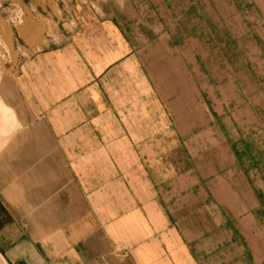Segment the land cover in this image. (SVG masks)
Wrapping results in <instances>:
<instances>
[{
  "label": "crops",
  "instance_id": "obj_1",
  "mask_svg": "<svg viewBox=\"0 0 264 264\" xmlns=\"http://www.w3.org/2000/svg\"><path fill=\"white\" fill-rule=\"evenodd\" d=\"M65 11L73 30L13 78L0 253L10 264H264V207L230 149L242 128L255 145L257 128L242 127L233 84L210 83L225 73L208 54L264 55V0H72Z\"/></svg>",
  "mask_w": 264,
  "mask_h": 264
},
{
  "label": "rangeland",
  "instance_id": "obj_2",
  "mask_svg": "<svg viewBox=\"0 0 264 264\" xmlns=\"http://www.w3.org/2000/svg\"><path fill=\"white\" fill-rule=\"evenodd\" d=\"M70 1L72 0H0V152L6 146L10 132H14L16 127V122H14L13 114L8 105L13 106V100L19 97L13 84L17 66L30 53L43 46L58 43L63 34H68L73 30L74 22L65 11ZM84 1L96 4L97 1L108 2L110 0ZM250 47L248 45L220 46L210 44L209 64L212 69L218 68L219 72L223 71L225 74L220 77L210 76L209 81L215 87L223 83L226 89L230 88L228 85L233 84L234 87L231 88L236 90L234 95L235 97L239 96L241 100L239 115L242 120V127L251 120L257 128L255 145L248 138L249 134L245 133L246 130L242 128L240 141L236 147L231 144L230 149L234 153L236 163L240 166L242 173L248 178L247 180H251V185H254V182L257 184V188H255L257 207L263 208L264 139L261 137L264 138V60L261 59L264 58V55H260L259 46L254 48L255 51L252 47L250 50ZM255 52L257 53L256 59H248V56L255 55ZM232 56L241 57L239 63L234 57L235 60L225 59L226 57L232 58ZM249 70L252 73L250 78H240L236 74L234 77L230 76L232 73L248 72ZM243 78L250 80V84L245 83L246 80ZM255 97L256 106L254 109L252 101ZM211 106L213 105L210 102V117L218 119L216 105ZM232 112L233 108L228 105V108L225 109V115L231 117ZM210 127L215 129V124L211 121ZM197 147H201L200 142H197ZM211 163L217 164L216 161ZM1 223L2 221H0ZM0 256L7 264H10L2 253Z\"/></svg>",
  "mask_w": 264,
  "mask_h": 264
}]
</instances>
